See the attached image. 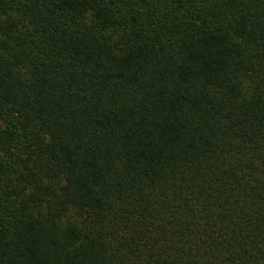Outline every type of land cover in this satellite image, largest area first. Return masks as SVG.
I'll list each match as a JSON object with an SVG mask.
<instances>
[{
    "label": "trees",
    "instance_id": "trees-1",
    "mask_svg": "<svg viewBox=\"0 0 264 264\" xmlns=\"http://www.w3.org/2000/svg\"><path fill=\"white\" fill-rule=\"evenodd\" d=\"M0 264H264V0H0Z\"/></svg>",
    "mask_w": 264,
    "mask_h": 264
}]
</instances>
